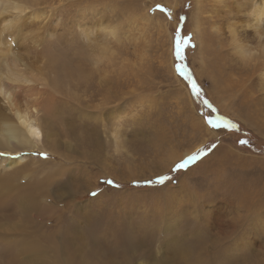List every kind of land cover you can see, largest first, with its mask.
I'll return each mask as SVG.
<instances>
[{"label":"rangeland","instance_id":"1","mask_svg":"<svg viewBox=\"0 0 264 264\" xmlns=\"http://www.w3.org/2000/svg\"><path fill=\"white\" fill-rule=\"evenodd\" d=\"M242 1L244 14L230 2L202 1L201 44L196 0H25V11L0 15V53L39 72L38 87L48 81L41 99L53 105L54 129L98 181L77 197L92 202L83 215L68 198L54 207H64L62 228L69 227L90 258L100 250L102 264H264V100L252 74L264 68V54L257 52L255 70L232 62L227 34L215 32L231 8L242 38L258 47L253 28H242L250 20V2ZM89 4L95 14L83 16ZM103 19L121 30L120 41L109 43L115 60L105 63L114 81L110 95L104 72L87 74L81 57L89 52L79 24ZM45 110L34 113L47 116ZM62 154L30 155L63 162ZM88 239L97 243L86 245Z\"/></svg>","mask_w":264,"mask_h":264},{"label":"bare ground","instance_id":"2","mask_svg":"<svg viewBox=\"0 0 264 264\" xmlns=\"http://www.w3.org/2000/svg\"><path fill=\"white\" fill-rule=\"evenodd\" d=\"M24 1L25 0H0V15L4 16V13H9V11L13 9L17 10L18 12L25 11L27 7L25 6ZM202 1L196 0V13L194 21L195 33L197 36L196 38L198 39L199 44H201L203 34V23L201 21V8L203 6ZM219 2H226V4H228L227 2H230L236 14L245 13V11L242 10L243 6H245V4L247 3L245 1L219 0ZM249 2L250 4H248V6L246 7V11L248 13L247 15H249L250 20L249 23L244 24L242 28H253L258 41L257 48H254L253 45H248L246 40L242 38L241 34L239 33V25H237L234 21L236 17L231 12V8L228 10V21L222 26V28H219L215 25V32H217L218 35L220 34V31H223L227 34L230 50L233 56L232 62L249 64V66L255 70L256 67L252 66V63L256 62L259 59L257 58L259 56L257 52L260 51L261 54H264V0H249ZM83 7V16L88 14H95L94 5L91 6L89 4L88 9H83ZM103 8L105 9V7ZM114 11H112V13ZM97 13L102 14L100 9L97 10L96 14ZM16 18L19 17L15 16L14 18L7 20L6 26L11 24ZM144 18H146V15H143L142 19L144 20ZM4 20L6 19L4 18ZM104 22L106 21H98V23H95L93 25H86V27L83 26V24H79V27L82 26L80 33L81 35H83L82 39H86L88 43V47L85 49H88L89 55L86 57V53L84 52L82 53L83 56L79 52L78 54L81 55V57L85 58L84 61L86 62L87 74L96 76V74L98 73L99 76H101L102 71L104 72L103 78H107L108 81L106 85L107 88L105 89L106 92L110 95L114 90V81H112V79L109 77V67L107 68L106 64L111 63L115 60L113 51L111 50V48H113L111 45L113 41L111 43L110 40L113 39L114 41L119 42L121 37V33L119 31L121 30H119L120 28L118 26V23H116V25L113 23L110 24L109 22ZM134 24L135 23H132L130 27ZM136 24H138V22H136ZM109 45H111V47ZM0 54V71H3L0 72V264H102L100 263L101 260L99 262L100 250L99 252L97 251L98 257L95 256L93 258H90V255H88L90 252L86 249L84 250V248L80 246L81 243L74 242V235L69 227L66 229L67 232L62 228V226L64 225V220L62 219L64 209L62 210V208L64 207H61V210H57L56 208V210H54V207L56 206L55 201L58 202L65 198H68L71 201V205L73 207L72 210H74V212L77 214L80 213L83 215V212L87 210V207L85 206L89 205L92 202L88 200L87 202H85L86 204H80L77 197H79L80 195H86L87 193L91 192V190L97 188L98 181L92 180V177H94L92 175V170L85 167V161L79 159V157H72L71 155H69L68 152L70 151V148L72 146L71 142L62 140L57 134V131L54 129V120L51 114L53 105L48 104L44 99H41V97L44 96V94L47 92L45 88L49 86L48 81L46 80L43 82V88L38 87V84L42 83H39V81H41V79L38 77L39 72L36 71V73H34V71L31 70V67H29L27 63L24 62V60L18 58L17 56L10 57V53L8 54V51H6V54ZM250 69L251 68H249V70ZM252 74L254 76H256L255 74H257L256 80L258 84V91L260 92L261 99L264 100V68H262L261 71L259 70L257 72H253ZM11 82H23L32 84L26 85L21 88V84L14 85L11 84ZM34 83H36V86ZM18 95H21L20 97H22L21 102H19L18 100ZM43 107L46 109L45 111L47 116H39L37 114L35 115L34 112L38 111L41 108L44 109ZM69 131L73 132L71 127L69 128ZM91 144L92 140L90 145ZM37 150L50 151L51 154L63 152V162H57L50 159L43 160L41 158L30 155ZM16 155H20V157H17ZM175 158L178 157L176 155L172 156L173 161H175ZM78 166H84V169H82V171L76 170V167ZM65 212L66 211H64V213ZM94 213L98 215V213ZM85 221L88 222L87 220ZM80 224L86 227V224H83L81 222ZM82 225L81 227H83ZM95 225L92 228H95ZM70 228L72 229V227ZM85 230L87 231L88 229L86 228ZM92 231H94V229L90 232ZM123 232L126 231L124 230ZM67 233L68 235H70V242L67 241V237H69L67 236ZM83 233L81 240L85 244ZM87 235L88 234H85L84 236ZM99 235H96L97 237L95 238H99ZM103 235L105 236L106 234ZM95 238L93 236L92 240ZM90 242L92 243L95 241H89L88 239L86 245H89ZM99 242L101 241L99 240ZM96 243L97 241L95 242V244ZM111 246L113 247V245ZM106 247L107 246L105 245V248ZM128 247L129 250L130 247L132 248V246ZM97 248H99V246L95 247V249ZM109 249H106L108 250V253L106 254H112L116 256L115 252V254H113V251L115 249L113 248L114 250L112 249L113 251L111 253H109V251H111ZM91 250L93 249L91 248ZM85 251H88L89 253ZM105 252L107 251H105L104 249L103 254H105ZM120 252H122V248ZM85 253H87L88 256ZM130 253L129 255H131L132 257V254ZM100 256L103 259L104 256ZM129 257L130 256H128V259ZM116 259L117 258L114 257L115 262ZM129 261L131 262V260ZM122 262L124 261L121 260V263ZM104 264L107 263L104 262ZM125 264L129 263H127L126 261Z\"/></svg>","mask_w":264,"mask_h":264},{"label":"trees","instance_id":"3","mask_svg":"<svg viewBox=\"0 0 264 264\" xmlns=\"http://www.w3.org/2000/svg\"><path fill=\"white\" fill-rule=\"evenodd\" d=\"M231 124L235 126V124L233 123V121H231Z\"/></svg>","mask_w":264,"mask_h":264}]
</instances>
